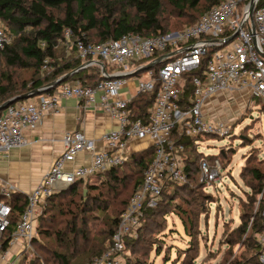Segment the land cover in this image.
Segmentation results:
<instances>
[{
	"label": "built area",
	"instance_id": "1",
	"mask_svg": "<svg viewBox=\"0 0 264 264\" xmlns=\"http://www.w3.org/2000/svg\"><path fill=\"white\" fill-rule=\"evenodd\" d=\"M250 1L222 0L193 24L151 37L129 32L94 44L81 39L73 41L72 31L65 29L64 43L76 49L81 66L97 64L103 76L129 74L147 64H158L146 70V81L139 79L140 73L105 78L95 85L67 80L52 92L17 101L2 111L0 154L5 155L11 148L27 144L26 130L37 128L47 114L58 112L61 98H76L86 110H102L118 121V128L100 138L105 149H100L98 142L82 130L66 132L63 151L40 183L27 194L28 204L14 224L10 199L19 190L9 181L0 180V192L4 196L0 199V264H14L17 257L12 251L24 247L35 236L39 210L52 195L78 180H94L97 174L123 165L132 152L153 146L155 157L122 213L106 250L88 263L118 264L117 255L125 250L126 240L136 238L144 224V208L157 205L169 183L189 182L185 146L174 136L198 139L228 131L227 124L210 119L205 111L206 103L220 92L245 90L250 97L264 102V0L255 1L253 19ZM235 33L232 40L225 42ZM10 42L0 18V49ZM48 61L43 65L45 70L50 67ZM187 74L191 75L189 83ZM133 78L138 82L136 93L123 97V88ZM188 84L192 90L185 95ZM143 92L155 94L147 121L135 118L129 107ZM133 142H143L144 147L135 148ZM195 145L197 148L196 141ZM80 154H86L88 161L68 168ZM219 166L218 161L201 159L200 176L206 186L222 178ZM262 221L258 241L259 260L264 264V207ZM5 242L6 248L2 249Z\"/></svg>",
	"mask_w": 264,
	"mask_h": 264
},
{
	"label": "trees",
	"instance_id": "2",
	"mask_svg": "<svg viewBox=\"0 0 264 264\" xmlns=\"http://www.w3.org/2000/svg\"><path fill=\"white\" fill-rule=\"evenodd\" d=\"M221 1L0 0V18L14 28V32L17 34L13 44H8L0 49V104L14 96L25 94L49 84L82 65V60L77 56L74 47L68 48L66 46L68 56L60 57L57 55L61 50V44H65V29L67 28L73 33V41L81 39L86 43L94 44L105 42L110 38H120L123 34L129 32H134L143 37H151L188 26L168 28L165 25L166 18L162 19L161 17V12L164 10L165 5L170 8V12L173 15L187 19L193 16L191 11L199 9L200 12H203L202 16L205 13L204 11H208ZM59 8H63L61 17L56 16L52 12V10ZM129 8L134 10V14L128 10ZM190 20H195V17ZM27 27L31 28L29 32H25ZM43 42L45 43L44 45L42 44ZM46 59L49 60L50 66L47 70L43 69ZM144 61L146 62V60L141 62ZM205 63L206 61L203 63V68ZM10 68L15 70L11 71ZM111 68L109 67L108 71H111ZM18 69H28L32 73L29 78H26L23 77ZM186 77L189 83L191 75L187 74ZM102 79H105V77L101 73V68L95 64L91 67L80 69L68 80H80L84 84L95 85ZM57 87L49 92L54 91ZM191 90L192 86L188 84L184 94L188 95ZM154 98V92L138 94L129 105L134 117H141L147 121ZM2 111H0V115ZM177 131L179 132V129ZM174 138L178 139V143H182L185 146V153L187 154L186 170L189 174V181L198 182L202 158H206L212 163L219 161L215 155L205 156L197 150L195 145L197 138L179 134L175 135ZM154 157L155 148L153 146L137 150L130 154L123 165L97 174L94 180L86 182L78 180L68 188L52 195L47 200L45 209H47V206L55 205L57 200L63 197L71 198L66 202L59 201V215L50 218L51 224L49 228L52 232H48L45 229V233L53 235L59 247L65 251L72 248L77 249L80 244H91L93 241L85 230L88 226V220L82 219L80 214L98 213L99 215L102 213L107 214V218L103 222L106 227L104 233L111 239L119 225L122 213L126 210L132 195L142 183L145 171ZM246 170L247 174L246 171L242 172L241 178L252 188L257 196L260 195V198L258 200L256 195L252 196L241 205L240 216L243 221L224 240V243L231 246L241 242L243 250L239 254L228 252L219 264H261L259 260L261 245L258 241V234L263 226L264 168L247 165ZM189 187V184L169 183L158 199L157 206L144 208V222L156 214V210L163 202L170 201L177 189L182 191ZM85 189L87 190V197L84 196ZM76 195H79L80 198L74 199ZM2 198L4 196L0 192V199ZM10 203L13 207L12 223L14 224L28 204L27 195L20 192L14 193ZM255 203H258V209L261 210V221L257 217V210H254ZM71 210L72 212H79V214H70ZM180 212L183 215L193 213L182 208H180ZM37 223H39V216ZM194 225L195 223L192 219L191 226L194 227ZM144 230L145 226L143 224L136 238H128L126 240V247L133 249L141 241L140 237ZM188 235L193 236L194 234L188 232ZM6 243L2 245V249L6 248ZM102 249L98 250L97 253L91 250V254H96V257H99L106 250V247ZM196 249L197 245L192 241L190 248L185 253L187 258L181 264H199L196 260L197 255L190 254L192 251L195 253ZM55 254L62 264H71L66 253L55 252Z\"/></svg>",
	"mask_w": 264,
	"mask_h": 264
},
{
	"label": "rangeland",
	"instance_id": "3",
	"mask_svg": "<svg viewBox=\"0 0 264 264\" xmlns=\"http://www.w3.org/2000/svg\"><path fill=\"white\" fill-rule=\"evenodd\" d=\"M164 7L161 17L166 18L165 25L168 28L192 24L203 13L195 9L191 11V18L184 19L173 15L167 5ZM128 10L134 14V10ZM52 12L61 17L63 8L54 9ZM194 17L195 20L191 21ZM3 25L11 39L10 44H13L17 37L14 28L6 22H3ZM30 30L31 28L27 27L25 32ZM60 48L57 55L68 56L66 45L61 44ZM18 71L26 78L32 73L28 69ZM139 79H148L146 70L140 72ZM224 93V98L218 95L211 98L205 105V111L210 119L227 124L228 131L207 134L196 140L199 152L205 156L215 155L219 159L222 178L206 186L199 176L198 182L191 180L186 183L189 188L182 191L177 189L172 199L163 202L156 214L144 222L145 230L140 237L141 241L133 249L126 247L117 255L118 264H181L187 258L185 253L192 241L196 243L197 249L195 253L192 251L190 254L197 255L199 264H219L228 252L239 254L243 250L241 242L231 246L224 243V240L243 221L240 216L241 205L256 195L241 178L242 172L246 171L247 174V165L264 168V102L250 97L245 90H226ZM84 196L87 197V192ZM69 198L71 197L66 196L57 200L55 205L47 206V209L46 205L40 208L36 234L24 247L12 251L17 257L14 258V264H62L55 252L66 253L71 264H85L96 257V254H91V250L97 253L107 246L111 240L104 233L106 227L103 222L107 214H80L82 219L88 220L85 230L93 241L91 244H80L77 249L65 251L59 247L53 235L45 233V229L52 232L49 228L50 218L59 215V201L66 202ZM79 198V195L74 197ZM257 198L259 200L260 195ZM180 208L193 213L183 215ZM254 210H257V217L261 221L258 203H255ZM74 213L79 214L71 210L70 214ZM192 219L194 227L191 226ZM188 232L194 235L190 236Z\"/></svg>",
	"mask_w": 264,
	"mask_h": 264
},
{
	"label": "crops",
	"instance_id": "4",
	"mask_svg": "<svg viewBox=\"0 0 264 264\" xmlns=\"http://www.w3.org/2000/svg\"><path fill=\"white\" fill-rule=\"evenodd\" d=\"M137 84L136 79L129 80L122 90V96L135 94ZM224 94L220 92L217 95L224 98ZM117 128L118 121L102 110H86L76 98H61L58 112L47 114L37 128L26 130L27 144L11 148L7 155L0 154V180L9 181L20 193L27 195L40 183L55 158L63 151V135L66 132L82 130L98 142L100 149H105L100 138ZM132 145L135 148L144 147L143 142H133ZM88 159L86 154H80L75 162L68 164V168Z\"/></svg>",
	"mask_w": 264,
	"mask_h": 264
},
{
	"label": "water",
	"instance_id": "5",
	"mask_svg": "<svg viewBox=\"0 0 264 264\" xmlns=\"http://www.w3.org/2000/svg\"><path fill=\"white\" fill-rule=\"evenodd\" d=\"M255 1L256 0H251L250 1V9H249V12H250L251 19H253V13H254V10L256 8ZM236 35H237V33L233 34L225 42H228V41L232 40ZM155 64H158V62H153V63L147 64L145 66H142L141 68H138L137 70H135L134 72L129 73V74H116V75H104V76H105V78L128 77V76L136 75L137 73H140L141 71L150 69ZM82 68H83V66H80L79 68H77V69H75V70H73V71H71V72H69V73H67V74L59 77L58 79L54 80L53 82H51L49 84H46V85H44V86H42L40 88L31 90V91H29V92H27L25 94H20V95H17V96H14V97L8 99L7 101H5L2 104H0V111L4 110L5 108H7L8 106H10L11 104H13V103H15L17 101L25 100V99L34 97L36 95H39V94H42V93H46V92H49V91L53 90L55 87H57L61 83L67 81L72 75H74L76 72H78ZM86 192H87V190L85 189L84 190V194H86Z\"/></svg>",
	"mask_w": 264,
	"mask_h": 264
}]
</instances>
